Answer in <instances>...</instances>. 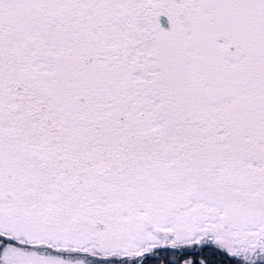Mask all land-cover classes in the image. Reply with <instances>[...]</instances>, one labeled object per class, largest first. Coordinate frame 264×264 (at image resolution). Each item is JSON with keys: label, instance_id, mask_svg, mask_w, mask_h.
<instances>
[{"label": "snow or ice", "instance_id": "1", "mask_svg": "<svg viewBox=\"0 0 264 264\" xmlns=\"http://www.w3.org/2000/svg\"><path fill=\"white\" fill-rule=\"evenodd\" d=\"M0 264H264V0H0Z\"/></svg>", "mask_w": 264, "mask_h": 264}]
</instances>
